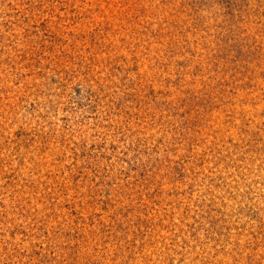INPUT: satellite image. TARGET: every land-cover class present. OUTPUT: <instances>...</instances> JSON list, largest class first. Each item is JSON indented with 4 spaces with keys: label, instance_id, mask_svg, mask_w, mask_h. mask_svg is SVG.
<instances>
[{
    "label": "rangeland",
    "instance_id": "rangeland-1",
    "mask_svg": "<svg viewBox=\"0 0 264 264\" xmlns=\"http://www.w3.org/2000/svg\"><path fill=\"white\" fill-rule=\"evenodd\" d=\"M0 264H264V0H0Z\"/></svg>",
    "mask_w": 264,
    "mask_h": 264
}]
</instances>
